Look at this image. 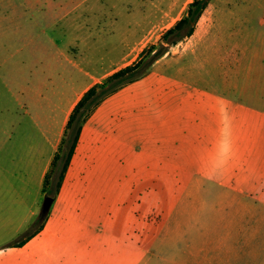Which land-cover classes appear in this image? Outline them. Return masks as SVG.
<instances>
[{
	"label": "rangeland",
	"instance_id": "obj_1",
	"mask_svg": "<svg viewBox=\"0 0 264 264\" xmlns=\"http://www.w3.org/2000/svg\"><path fill=\"white\" fill-rule=\"evenodd\" d=\"M128 2L98 5L94 36L72 38L76 66L62 60V92L135 62L191 0L143 2L139 20H105L106 7H140ZM59 39L40 38L50 47ZM18 84H0V183L5 174L28 182L37 147L48 152L52 137L40 121L58 102L47 99L36 117L30 98L24 115ZM122 89L82 126L59 192L31 229L46 225L34 248L62 264H105L90 261L95 254L121 264H264V212L248 196L264 190V0H211L193 34Z\"/></svg>",
	"mask_w": 264,
	"mask_h": 264
},
{
	"label": "crops",
	"instance_id": "obj_2",
	"mask_svg": "<svg viewBox=\"0 0 264 264\" xmlns=\"http://www.w3.org/2000/svg\"><path fill=\"white\" fill-rule=\"evenodd\" d=\"M111 1L0 0V84L9 86L19 83V92L14 96L22 102L19 107L27 116H30V109L24 102L30 98L36 117L46 115L43 108L47 99L52 97L58 102L50 108L47 114L49 119L40 121L43 127L42 137L44 134L52 137L46 140L48 152L45 148L43 151L41 147H37V174L21 179L28 182H13V179L7 182L5 180L9 176L5 174L3 182L0 183V264H62L61 254L46 256L40 251L41 248L38 250L34 248L36 241H42L41 235L46 225L42 229L31 230L41 212V198H45L42 192L43 180L57 151L68 116L83 93L93 85L89 83L90 85L78 92V88H74L71 82L67 91L62 92L64 84L61 76L62 60L75 68L71 56L67 55L72 52L70 46L72 38L77 36L78 31L84 38L93 37L97 29L93 22L98 13V5ZM143 2L147 7L157 4V0H129L130 5L140 7H131L127 12L106 7L104 11L109 17L105 20L117 21L121 15H125L122 18L129 21L139 20L143 15L141 8ZM165 2L173 4L174 0ZM64 31L68 33L63 35ZM46 36L49 38L58 36L60 39L57 44L50 47L40 40ZM14 37L19 38L16 45L11 44ZM27 54L30 55L29 61L26 58ZM46 86L53 87L46 89ZM68 91L70 95H65ZM122 91L124 90L121 89L111 96H122ZM4 142L1 145H4ZM31 178L32 184L29 183ZM256 192L248 194L253 200L249 206L253 212H264V190L258 194ZM92 257L90 261L100 260L105 261V264H111L113 261L112 264H121L119 262L121 258L115 255L95 254L96 258ZM68 260L78 259L75 254Z\"/></svg>",
	"mask_w": 264,
	"mask_h": 264
},
{
	"label": "trees",
	"instance_id": "obj_3",
	"mask_svg": "<svg viewBox=\"0 0 264 264\" xmlns=\"http://www.w3.org/2000/svg\"><path fill=\"white\" fill-rule=\"evenodd\" d=\"M210 1L191 0L182 17L161 35L158 44L146 46L135 62L108 75L102 82L92 85L83 93L68 116L57 151L53 156L48 172L45 174L42 186L44 195L49 197V195L59 192L82 126L95 109L118 90L143 77L152 64L167 52V47L175 46L190 37Z\"/></svg>",
	"mask_w": 264,
	"mask_h": 264
},
{
	"label": "water",
	"instance_id": "obj_4",
	"mask_svg": "<svg viewBox=\"0 0 264 264\" xmlns=\"http://www.w3.org/2000/svg\"><path fill=\"white\" fill-rule=\"evenodd\" d=\"M53 199L51 197H45L42 204V213H47L51 207Z\"/></svg>",
	"mask_w": 264,
	"mask_h": 264
}]
</instances>
